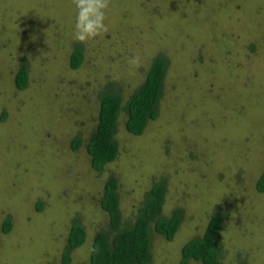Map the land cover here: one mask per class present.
Listing matches in <instances>:
<instances>
[{"label": "rangeland", "instance_id": "obj_1", "mask_svg": "<svg viewBox=\"0 0 264 264\" xmlns=\"http://www.w3.org/2000/svg\"><path fill=\"white\" fill-rule=\"evenodd\" d=\"M75 16L73 0H0V228L12 223L0 230V264H64L75 224L86 240L68 264H89L96 234L115 235L100 205L111 178L123 224L136 221L156 184L166 188L162 217L181 212L171 241L152 232L148 264H180L182 246L203 237L217 209L221 263L264 264V193L255 189L264 169V0H110L108 30L86 43L74 39ZM77 47L83 62L73 70ZM160 55L169 66L157 119L135 137L122 112L118 156L94 171L86 145L100 93L115 85L125 107Z\"/></svg>", "mask_w": 264, "mask_h": 264}, {"label": "trees", "instance_id": "obj_2", "mask_svg": "<svg viewBox=\"0 0 264 264\" xmlns=\"http://www.w3.org/2000/svg\"><path fill=\"white\" fill-rule=\"evenodd\" d=\"M83 62V52L77 47L70 57V67L78 70ZM169 66L163 55L153 59L147 71L143 84L130 96L125 107L122 106L118 88L109 84L99 95V113L86 152L90 158L91 168L101 171L106 165L115 161L118 156V146L114 140L116 125L122 112L126 114L125 129L128 134L141 137L149 122L158 117L159 102L162 97L164 79ZM27 65L22 63L15 76V86L19 91L26 88L28 82ZM81 138L75 137L72 149L78 150ZM255 189L264 193V169L258 177ZM166 188L162 184L154 185L145 196L144 206L140 209L136 221L122 222L118 197V184L114 178L107 181L103 198L100 201L102 210L109 218V231L115 232L110 239L108 232L97 233L91 246L89 264H148L152 260L151 234L165 237L171 241L179 230L181 212H176L170 218L162 217ZM37 210L41 211V204ZM225 220L224 213L217 209L216 214L208 222L203 237L191 240L181 249L180 264L191 261L201 264H222L220 261L219 232ZM123 224V225H122ZM153 225V227H152ZM12 228L11 220L6 219L0 230L9 234ZM86 235L84 229L74 225L71 229L68 251L64 254V264L69 263V253L84 244Z\"/></svg>", "mask_w": 264, "mask_h": 264}, {"label": "clouds", "instance_id": "obj_3", "mask_svg": "<svg viewBox=\"0 0 264 264\" xmlns=\"http://www.w3.org/2000/svg\"><path fill=\"white\" fill-rule=\"evenodd\" d=\"M110 0H73L75 7L74 39L86 43L106 32V12ZM138 58L129 59V63H138Z\"/></svg>", "mask_w": 264, "mask_h": 264}]
</instances>
